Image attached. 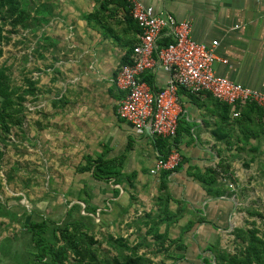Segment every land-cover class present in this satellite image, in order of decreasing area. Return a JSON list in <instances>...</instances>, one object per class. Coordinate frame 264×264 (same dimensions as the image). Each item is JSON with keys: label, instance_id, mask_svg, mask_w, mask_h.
Here are the masks:
<instances>
[{"label": "crops", "instance_id": "0c3cea01", "mask_svg": "<svg viewBox=\"0 0 264 264\" xmlns=\"http://www.w3.org/2000/svg\"><path fill=\"white\" fill-rule=\"evenodd\" d=\"M53 1L49 8L45 6L44 11L35 8L45 29L52 30L46 33L44 39L49 44L51 40L56 41L51 44L53 46L64 45L65 49L77 46L80 50L76 58L62 56L47 70L54 68L58 71L61 68L67 75L77 73L86 79L92 78L89 76L95 77L94 80L101 81L102 84L97 83L102 86L103 91H108L106 96L115 106L113 116L104 123L108 127L104 151L107 149V158L123 157L122 171L125 175H130V178L118 184L110 181L105 186L109 190L102 193V200L107 199L109 204L112 202L118 207L121 204L119 199L124 193L129 194L131 188L140 196L136 206L144 204L152 207V199L149 198L158 193L161 173L152 174L150 169L164 149L149 128H137L117 114L118 104L124 94L114 83L115 74L128 44L131 41L137 42L139 34L136 35L125 21L126 1L110 0L103 10H99L101 0ZM142 2L153 6L158 14H170L177 19L190 20L193 26L192 36L199 42L211 43L218 40L217 59L214 62L216 73L264 92V0ZM41 47L46 49L41 51V55L45 57L36 58V61L47 62V56L56 49H48L44 44ZM54 55L55 59L56 54ZM39 69L41 71V67ZM60 73L62 74L61 71ZM146 75L152 76L155 89L164 87L170 76L161 65L147 71ZM85 94L87 92L80 94L78 103L81 102V106L87 103ZM179 102L183 111L175 141L183 154V161L169 174L167 183L173 198L183 201L189 209L181 221H195L183 234L186 252L179 264H204V258L211 255L210 245L219 236L224 238L229 235L237 226V208L242 203L243 196L235 185L224 183L223 176L228 172L219 176L218 181L225 191L220 195L209 194L203 183L194 176V172L216 167L220 161L233 156L249 157L253 159V163L255 158L264 156V122L260 112L256 114L247 109L239 117H234L232 107L219 101L211 93L196 95L181 88ZM95 103V107L101 106L97 100ZM236 172L240 177L243 176V172ZM133 173L134 179L131 176ZM228 185L233 188V193L228 190ZM114 189L119 190L118 195H115ZM178 206L177 201H171L173 210ZM127 207L131 211L129 204ZM200 216H204L206 221H199ZM177 230L179 231L174 228L175 233Z\"/></svg>", "mask_w": 264, "mask_h": 264}, {"label": "rangeland", "instance_id": "374dc122", "mask_svg": "<svg viewBox=\"0 0 264 264\" xmlns=\"http://www.w3.org/2000/svg\"><path fill=\"white\" fill-rule=\"evenodd\" d=\"M53 2L18 0L20 11H25L22 15H26L25 20L19 23L15 22L20 11L13 17H9L5 9L0 13L4 36L0 41V65L9 68L13 88H19V94L25 97L24 108L19 114L21 123L12 125L8 132L0 127V202L7 206L6 212L0 215V264H13L30 257L33 249L26 223L48 219L61 224L67 218L69 207L75 203L81 207L70 217L79 221L82 219L89 227L102 257L129 252L122 243H142L139 252L146 253L152 259V264H179L180 259L170 257L176 250L175 244H171L169 252L157 251L160 245L154 244L152 234H147L150 225L146 223L151 222L149 214L156 215L158 212L156 200L160 187L158 193L149 198L152 199V207L144 204L136 206L140 196L131 188L129 194L124 193L119 199L121 204L116 207L112 202L109 204L107 199L102 200V193L109 190L105 186L110 182L101 183L91 176L90 171L79 170L86 163L87 155L96 158L104 151L105 132L108 129L104 123L113 116L115 106L106 96L108 91H103L97 83L101 81L94 80L95 77L86 79L77 73L67 75L59 67L58 71L54 68L47 70L62 56L76 58L80 50L77 46L69 49H65L64 45L53 46L51 44L56 41L51 40L49 44L44 39L46 33L52 30L45 29L35 8L44 11L45 6L49 8ZM43 44L48 49H56L47 56V62L36 61V58L45 57L41 55V51L46 50L41 47ZM117 60H120L119 57ZM57 65L64 67L60 63ZM37 66L41 67V71ZM30 80L37 82L34 93L28 91L31 88ZM82 92H87L85 106L78 103ZM96 100L101 106L95 107ZM223 161L230 166L228 174L223 176L224 183L235 185L243 196L237 208L239 218L236 227H257L262 233L264 156L255 158L254 163L253 159L245 156H233ZM236 171L239 174L243 172V176L237 175ZM96 186L98 191L95 190ZM228 190L234 192L232 187ZM128 204L132 209L135 208L134 211L129 210ZM87 205L96 208V211H86ZM81 215L89 218H81ZM181 219L168 227L170 238H178L189 230L184 229L190 221L183 222ZM174 228L179 231L175 233ZM165 229V224L160 225V232ZM232 231L224 238L219 236L213 246L235 252L238 243ZM116 239H122L121 243L115 242ZM169 244L168 240L165 247Z\"/></svg>", "mask_w": 264, "mask_h": 264}, {"label": "trees", "instance_id": "16d2710c", "mask_svg": "<svg viewBox=\"0 0 264 264\" xmlns=\"http://www.w3.org/2000/svg\"><path fill=\"white\" fill-rule=\"evenodd\" d=\"M101 1L99 10L105 9L110 0ZM4 9L9 17H13L20 11L18 0H0V13H2ZM23 13H25V11L22 9L15 23L25 20L26 15H22ZM1 17L4 18L5 16L1 15ZM125 21L131 26L136 35L141 32V27L132 17L127 1ZM2 31L3 25H0V41L4 39ZM170 41L171 39L169 37H164L161 40V44L166 45ZM135 43V41H131L130 44H128V49L121 58L118 69L122 65L131 62L130 55ZM1 54L2 49L0 48V55ZM8 71L9 68L6 65H0V127L4 132H8L12 125L21 123L19 114L24 108L23 101L25 99L23 95L19 94V88H13L11 75ZM143 78L154 87L152 76L145 74ZM29 83L31 84V90L29 89L28 91L29 93H34L37 82L30 80ZM230 106L233 111L238 109V105ZM246 109L247 111L250 110V112H260L263 114L262 109L252 103L245 104L242 107L241 114L245 113L244 111ZM157 139L164 149L162 150L163 155L168 154L170 142L160 137ZM106 151L99 153L96 158H93L92 155H87L86 163L81 166L79 170L81 172L90 171L91 176L97 181H111L113 184L122 183L126 178L129 179L130 175H125L122 171L123 157L107 158ZM229 168L230 166L228 164L224 161H220L216 167H207L204 171L200 170L194 172V176L203 183L209 194L220 195L225 191L221 188L218 179L221 173L227 172ZM170 173L171 171L161 172V181L159 185L160 193L156 200L158 212L156 215L149 214L151 222H147L146 224L150 225L147 234H152L154 236V244L160 245L157 251L169 252L172 247L171 244H175L176 250L170 254V257L177 260L185 257L184 252L186 250V245L183 238L184 232L178 238L172 239L169 237L168 227L174 222L179 221L188 209L183 201L176 200L171 195L167 183ZM134 175L135 174H131V176ZM113 191L115 195L119 194L118 189H114ZM173 200L177 201L179 204L176 210L171 208V201ZM80 207L81 205L79 203L70 206L67 211V218L61 224L50 222L48 219L32 220L26 223V228L31 234V247L33 251L29 258L20 260V262H18V260L13 264H152V259L148 257L146 253L139 252L140 246L143 245L142 243H122V245L124 244V248L129 250V252L102 257L99 248L95 246L97 240H95L93 234L89 232V227L82 222V219L79 221L76 218L70 217L72 213L80 209ZM4 210H7V206L0 202V215L6 212ZM86 211L94 213L96 208L87 205ZM81 218H89V216L81 215ZM198 220L206 221V218L200 216ZM194 223L195 221H190L184 230L190 229ZM163 224L166 225V229L160 232V225ZM232 233L238 243L237 250L231 252L218 245H210L209 250L211 251V255L204 258V264H264V231L260 233L257 227H236L233 229ZM168 240L170 244L165 247V243ZM61 241H63V243H61ZM121 241L116 239L115 242L121 243Z\"/></svg>", "mask_w": 264, "mask_h": 264}, {"label": "built area", "instance_id": "2783aa9c", "mask_svg": "<svg viewBox=\"0 0 264 264\" xmlns=\"http://www.w3.org/2000/svg\"><path fill=\"white\" fill-rule=\"evenodd\" d=\"M134 20L141 27L133 46L130 63L122 65L114 83L123 92L117 114L137 128H149L157 137L170 142L168 154H161L150 169L152 174L174 171L183 161V154L175 141L182 107L181 88L192 94L211 93L219 101L238 105L234 117L242 107L252 103L262 109L264 122V92L219 76L214 69L218 40L204 43L192 36V22L172 15L158 14L154 7L142 0H126ZM171 41L162 45L161 40ZM161 65L170 76L164 87L155 89L143 76Z\"/></svg>", "mask_w": 264, "mask_h": 264}]
</instances>
